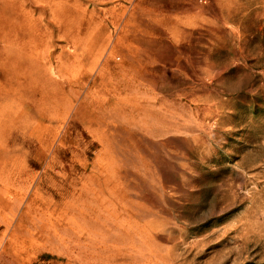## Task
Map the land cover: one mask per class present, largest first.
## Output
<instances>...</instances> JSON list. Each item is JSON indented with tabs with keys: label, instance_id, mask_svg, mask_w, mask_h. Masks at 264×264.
<instances>
[{
	"label": "rangeland",
	"instance_id": "obj_1",
	"mask_svg": "<svg viewBox=\"0 0 264 264\" xmlns=\"http://www.w3.org/2000/svg\"><path fill=\"white\" fill-rule=\"evenodd\" d=\"M82 36L4 70L0 264H264V0L88 1Z\"/></svg>",
	"mask_w": 264,
	"mask_h": 264
},
{
	"label": "bare ground",
	"instance_id": "obj_2",
	"mask_svg": "<svg viewBox=\"0 0 264 264\" xmlns=\"http://www.w3.org/2000/svg\"><path fill=\"white\" fill-rule=\"evenodd\" d=\"M88 1L96 0H0V34L5 24L12 25L7 41L0 36V87L6 85L4 70L9 68L6 74L12 69L16 86L32 91L36 71H50L53 53L66 49L57 46L55 38L76 35L82 41ZM5 97L0 88V103ZM6 112L0 104V115Z\"/></svg>",
	"mask_w": 264,
	"mask_h": 264
}]
</instances>
